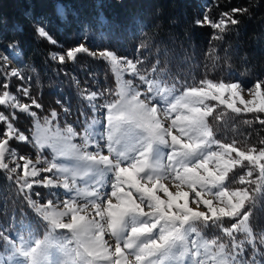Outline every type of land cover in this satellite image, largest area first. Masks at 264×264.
Instances as JSON below:
<instances>
[{
	"label": "snow or ice",
	"instance_id": "obj_1",
	"mask_svg": "<svg viewBox=\"0 0 264 264\" xmlns=\"http://www.w3.org/2000/svg\"><path fill=\"white\" fill-rule=\"evenodd\" d=\"M57 11L63 17L64 8L58 6ZM240 11L246 9H232V13ZM224 16L227 21L221 19L219 23H213L205 16L203 22L197 20L196 24L202 26V23H207L223 31L227 22L238 23L229 13H224ZM35 30L41 38L57 43L41 24H37ZM78 53H89V49L81 43L68 49L66 56H59V61L73 60ZM89 54L97 55L95 52ZM99 56L110 60L114 67L126 65L123 71L139 76V80L148 86L147 92L141 93L130 87L131 81H125L117 93L119 99H105L103 104L93 105L94 111H104L108 154H102L99 143L88 135L84 136L82 144L73 143V136L78 134L70 125L67 134H62L59 129L53 132L45 126L51 123L45 117L44 124L37 121L33 139L38 149L50 148L53 158L49 161L38 151L37 163H45L47 167L38 168L25 160L24 176L20 178L23 181L21 190H31L33 184L60 187L61 184L48 176L43 181L34 179L30 182L25 178L55 171L63 174L62 187L75 193L71 200L64 202L63 211L50 210L51 201L40 205L26 196L53 231L67 229L71 233L76 247L66 251L69 259L62 264H184V258L189 253L192 264H205L200 259L201 248L211 256L207 264H259L255 255L259 249L249 226L247 206L256 200L257 193H264V146L241 150L238 146L214 139L207 118L214 114L215 106H209L206 101H217L234 113L264 114V80H257L254 87L247 90L250 99L240 95L239 83H216L205 79L199 86H184L183 92L168 102L165 111L170 118L171 113L176 115L165 126L157 117L159 109L153 102V81L146 75H140L139 61L134 63L131 59H118L111 51L100 52ZM11 75L18 73L14 70ZM3 87L5 91L0 94V105L36 116L30 111L32 105L41 107L35 99H32L31 105L20 103L6 90L7 84ZM19 90L24 96L29 95L27 88ZM142 95L145 99L140 98ZM101 97L103 93L93 91L87 99L93 101ZM237 102L243 107H238ZM57 116L58 113L53 110L51 118L54 120ZM256 118L264 125V118ZM0 122L6 125L5 138L0 139V168L8 169L2 161L9 141L28 142L29 137L15 128L3 112H0ZM104 138L100 136L101 140ZM261 144L264 145V141ZM213 145L217 150H213ZM90 146H94L96 151H89ZM233 153L236 159H232ZM12 155L15 157L14 151ZM59 158L73 163H61ZM20 159L25 158L22 156ZM244 161L252 168L247 172V178L240 177V184H255L256 187L249 190L241 186L228 190L224 185L227 174L236 165L243 167ZM257 168L259 175L252 180L253 171ZM10 171L16 172V168ZM78 177L92 181L90 190L79 187ZM105 177L110 179L109 190L105 189L108 183ZM169 185L175 190H170ZM205 194H211L213 198L206 199ZM82 195L87 197L88 203L76 206L77 197ZM261 198L264 199V196ZM201 206L206 211L199 210ZM69 214L70 220L64 222L62 218ZM225 218L236 222L224 227ZM198 225L220 227L223 234L231 238V250L216 240L203 244L196 238L189 241L190 233L200 237ZM238 232L244 233L246 242L252 246L254 255L251 260L241 258L245 252V241L237 243L235 234ZM105 235L114 238V249L104 239ZM19 239L17 244L11 232L9 235L0 233L5 251L12 253L5 264H11L15 256L22 257L27 264H56L48 260L50 245L47 240L36 239L34 246H26L23 237ZM259 243L264 246V234ZM59 247L67 250L69 245L61 244Z\"/></svg>",
	"mask_w": 264,
	"mask_h": 264
},
{
	"label": "trees",
	"instance_id": "obj_2",
	"mask_svg": "<svg viewBox=\"0 0 264 264\" xmlns=\"http://www.w3.org/2000/svg\"><path fill=\"white\" fill-rule=\"evenodd\" d=\"M59 5L64 8L63 17L57 11ZM234 8L246 11L232 13ZM224 13L238 23L227 22L223 31L207 23L196 24L205 16L213 23L227 21ZM37 24L57 43L38 36ZM80 41L96 50L136 55L145 71L155 70L160 82H171L180 90L199 86L205 79L248 86L264 78V0H0V48L12 47L28 81H35L31 94L41 105L37 114L60 112L61 104L67 120L78 127L83 124L81 117L92 115L94 100L89 101L88 95L115 86L110 66L102 57L78 53L64 65L51 57L52 52L67 50ZM72 76L82 80L84 89L73 83ZM98 76H103L102 82ZM10 80L0 63V84L7 82L10 90ZM213 105L214 114L207 120L214 139L241 150L264 146V125L256 118L264 114L234 113L225 105ZM31 119L26 115L16 126L25 133ZM17 146L25 154L33 152L25 142ZM233 172L239 173L238 169ZM18 184L0 168V233L1 227H17L20 222L34 227L36 214ZM262 196L257 193L247 206L256 239L264 234Z\"/></svg>",
	"mask_w": 264,
	"mask_h": 264
},
{
	"label": "rangeland",
	"instance_id": "obj_3",
	"mask_svg": "<svg viewBox=\"0 0 264 264\" xmlns=\"http://www.w3.org/2000/svg\"><path fill=\"white\" fill-rule=\"evenodd\" d=\"M81 43H83L89 49V53L95 52L97 54L96 56H93L95 58H100L99 56L100 52L107 51L103 49L102 50L92 49L84 41L78 42L76 45L72 46L71 48L77 47ZM67 50L52 52L51 57L53 58L55 62H58L59 64H62V65L70 64L72 60L65 59L63 63L59 61V56L61 55L66 56ZM113 54L116 55L118 59H131L133 60L134 63L138 61V58L136 55L129 56V55H126V53L124 55H117L115 53ZM18 57L19 55L14 52L12 47H6L5 49L0 48V63L4 66V69L8 73V76L12 78V80H10L11 82L10 90H7V89L6 90L9 91L13 96H15L20 103L31 105L32 99H35L34 96L31 94V91L34 89V86H35V81L33 80L28 81L29 79L25 75V70H23V68H21V66L16 61V58ZM103 59H106V58H103ZM107 61L109 63L108 65L111 67V70L114 73L113 77L115 78L116 86L114 87V90L112 88V90L110 89L109 91L108 90L101 91L103 93V97H101V99L97 98L96 100H94V103H93L94 105L103 104L105 102V99L107 100L119 99V96L117 95V93L120 91V85L125 81H131L130 87L133 88L135 91H140L141 93L147 92L148 86L147 84H144L139 80V76L134 77L131 75L130 72L123 71V68L126 67V65H122L121 67L117 68L113 66L110 60L107 59ZM137 67L139 69L140 75H146L150 80L153 81V88H154V91L152 93L153 102L156 103L159 109V111L157 112V117L160 119L161 123L167 126L171 122V118H174L176 115V113H171V118H170L169 114L165 111L168 107V102L172 101L176 96L180 95L183 92V90H179L177 86L171 82H168L166 84L165 82H160L159 81L160 78L154 75L156 73L155 70L151 69V70L145 71V66L142 63H140V61L139 63H137ZM14 70L18 73V75L16 76L11 75V73ZM102 77L103 76H100V77L98 76L97 81L102 82L103 81ZM72 79H73V83L79 87L80 81L82 80L81 79L75 80V76H72ZM261 80H264V78ZM256 82L249 84L248 86L242 85L240 82H231V83H239L241 85V88L238 89L240 91V95L243 96L244 99H250V95L247 90L249 88L254 87ZM224 83H230V82H224ZM5 84H7V82L0 84V86L2 85V87L0 88V94H2L3 91H5L3 90L4 88L3 85ZM23 88L28 89V92H29L28 96H24L23 92L19 90ZM140 98L145 99V96L142 95ZM213 102H217V101H212V100L206 101V103L209 106H212ZM59 106H60V112L56 111L58 113V116L53 120L51 118V112L53 110L48 113V116H40L39 114H37L39 108H36L34 105H32L30 108V111L36 113V116L33 117L29 113H24V112L19 111V109L13 110L7 105H0V112H3L6 116H8L9 120L13 123L14 127L23 133L24 131H22L20 127L16 126V123H18L17 122L18 119L20 118L24 119L26 115L32 118L31 128L24 134L29 137V140L26 143L28 146H30L33 149V152L25 154V152L21 151L19 147L17 146V143H19L20 141L13 139L9 141L6 152H5V156L2 161L3 163L8 165V169H5V170H7L8 173L12 174L18 180V183H19L18 185H20V187H21V184L23 183V181L20 178L24 176L23 166H24L25 160H29L33 164H36V167L38 168H43V167H47V164L42 163V162L37 163L38 151L41 152L43 154V157H46L49 161H51L53 158L54 154L52 153L50 148L45 147L43 149H38V146L36 145L33 139L35 135V125L37 121H39L41 124H44L45 117H48L49 120L51 121L50 124L45 125V126L51 128L53 132L59 129V131L62 134H67V127L70 125L72 126L74 132L78 134L76 136H73L72 138L73 143L82 144L84 136L88 135L90 139H95L99 143L102 154H105V155L108 154L106 146H105L107 143L106 130H105L106 122L104 120L103 110H100V112H96L93 110L92 111L93 114L92 115L90 114L89 117H86V118L81 117V121L83 122V124L81 127H78L76 124H72L67 120L66 118L67 113H65V107L62 106L61 104ZM237 106L243 107L242 105L239 104V102H237ZM13 113H14V118H13ZM5 128H6L5 123L0 122V139L5 138L3 135ZM101 135L105 137L102 140L100 139ZM15 142H16V145H14ZM212 147L214 151L217 150L216 145H213ZM88 150L96 151V148L94 146H90ZM13 151L15 152V157H13L12 155ZM165 151L167 150L165 149ZM22 156L25 158L24 160L20 159V157ZM236 158L237 157L235 156V153H233L232 159H236ZM59 159L61 163H65V164L73 163L72 161L64 160L63 158H59ZM164 162L165 163L167 162L166 157H164ZM242 163L244 165L243 167L240 165H236L232 169V170L238 169L239 173L237 175L235 173L231 174L232 171H230L227 174V176L231 174L230 176H228L229 182H231L235 178L233 185L231 184L230 186H228L229 184L227 185V183H224L225 187L228 190H234L236 187H241V186H244L249 190L254 189L256 187L255 184H247V185L240 184V177L245 176L247 178V172L252 168V166L249 165L247 161H244ZM12 168H16V172H11L10 169ZM258 175H259V170L257 168L253 171V175L251 179L256 180ZM45 176L50 177L57 183L61 184V186L60 187H53V186L44 187L42 184L41 185L33 184V187L31 190L27 188L23 189L24 192L26 193V196H30L33 201H35L37 204H40V205H47L48 202L51 201L50 210L63 211L64 202L66 200H71L72 197L75 195V193L70 192L69 190H66L62 187L63 174L57 173L55 171L50 172V173L41 172L38 177H35V178L25 177V178L28 179L30 182L34 179H39L43 181ZM77 179H78L79 187L81 189L90 190L92 186V181L88 180L87 178L81 180L78 177ZM104 179L108 181V183L105 184V189L109 190L110 179L108 177H105ZM162 182L168 183L167 181H162ZM169 186H170V190H173V191L175 190L174 188L171 187V185ZM184 190L186 191L188 190L186 186L184 187ZM205 198L207 199V198H213V197L211 196V194H205ZM87 203H88V199L86 196L82 195L80 197H77L76 206L86 205ZM214 203H216L215 200H214ZM190 206L195 207V205L191 203H190ZM199 210L206 211V209H204L203 206H201ZM32 211L36 214V221L33 222L34 227H31L28 224V222H20L19 226L15 227L11 225L10 228H9L10 225H7L4 227H1L3 235H9V233L11 232L12 237L17 244L20 243L19 237L22 236L23 243L26 246H34V241L36 239L41 240V241L47 240V242L50 245V255L48 257V260L55 261L56 264H62V262L65 259H69V256L66 255V251H71V249H74L76 247L75 242L72 240L71 233L67 229H56L55 231H53L50 228L48 222L43 219L40 213L36 212L35 208L32 207ZM81 214H84V213H81ZM89 215H92V213H89ZM70 218H71V214L63 217L62 219L64 220V222H68ZM233 222H236V221L225 218L223 226L230 227L231 223ZM197 227L201 231L200 237H195V234L190 233L189 241L192 238H196L197 240L200 241L201 244H203L205 241L211 243L212 241L216 240V241H219V243L226 244L228 246V249L231 250V238L225 236L220 227L210 226V227L205 228L199 225ZM104 239L108 240V242L112 245L114 249L115 247L114 238L110 237L109 235H105ZM235 239L237 243H239L240 241H245V243L243 244L245 252L241 258L251 260L254 253H253L252 246L246 242L245 234L242 232H238L235 234ZM259 239H256L257 248L259 249V252L256 253L255 255H256V259L259 262V264H264V246L260 245ZM61 244L69 245L68 249L65 250L59 247V245ZM189 248H191L190 243H189ZM10 256H12V253L9 251H5V245L2 242H0V264H5V262L8 261V258ZM130 259H134V257H130ZM200 259L204 260L205 264H207V262L211 260V256L207 255L204 249L201 248ZM11 264H27V262L22 257L15 256L12 259ZM184 264H192V257L190 253L189 255L185 256Z\"/></svg>",
	"mask_w": 264,
	"mask_h": 264
}]
</instances>
